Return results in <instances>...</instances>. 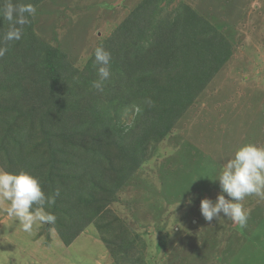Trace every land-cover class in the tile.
Returning <instances> with one entry per match:
<instances>
[{
    "label": "rangeland",
    "instance_id": "374dc122",
    "mask_svg": "<svg viewBox=\"0 0 264 264\" xmlns=\"http://www.w3.org/2000/svg\"><path fill=\"white\" fill-rule=\"evenodd\" d=\"M141 1L42 0L29 12L31 30L64 65L83 71V84L90 85L99 79L97 69L89 70L96 64L95 48ZM178 2L213 28L201 35L215 43L209 49L229 54L212 64L215 73L163 136L153 129L143 138L136 133L146 114L155 120L161 113V94L144 98L140 87L113 75L103 81V99L114 84L116 99L136 94L142 104L112 110L110 130L106 124L107 131L78 141L79 151L99 153L100 175L91 179L103 184L95 194L94 219L65 245L53 224L23 232L0 201V264H264V198L251 195L241 202L249 213L244 227L223 214L206 221L199 209L201 199L215 201L220 193L219 182L211 180L220 163L242 143L264 146V0H171L170 5ZM147 85L155 89L154 80ZM40 139L23 151L33 157L42 153L35 157L42 164L48 153ZM14 155L9 153L7 164H19ZM123 165L129 170L125 176Z\"/></svg>",
    "mask_w": 264,
    "mask_h": 264
},
{
    "label": "trees",
    "instance_id": "16d2710c",
    "mask_svg": "<svg viewBox=\"0 0 264 264\" xmlns=\"http://www.w3.org/2000/svg\"><path fill=\"white\" fill-rule=\"evenodd\" d=\"M41 1L0 0V47L7 48L0 57V165L4 171L30 172L46 194L59 189L47 210L56 216L53 227L68 245L94 219L92 206L99 202L95 194L103 184L91 179L100 175L95 167L99 153L79 151L78 141L96 130H110L114 125L112 110L120 113L130 106L141 108L142 102L129 93L130 97L116 99L119 95L114 84L103 99L104 86L100 92L92 84H83V71L76 73L64 65L55 49L35 37L27 9ZM170 2L142 0L102 45L111 54V75L137 90L140 87L144 98L155 91L165 99L155 120L146 114L144 127L136 130L139 138L146 136L148 129L163 136L215 73L217 67L212 64L229 54L225 48V53L210 50L215 43L201 35L213 28L182 2L174 6ZM163 11L169 14L161 15ZM13 30H20L21 38L6 40ZM92 60L95 62L94 56ZM196 61L204 62L198 65ZM97 65L89 70L98 69ZM151 80L155 81L152 91L147 85ZM106 124L107 129L103 127ZM40 137L38 143L48 153V161L42 164L36 159H41L42 153L35 158L23 151ZM10 152L21 165L15 161L7 164ZM126 168L120 170L123 176L129 172Z\"/></svg>",
    "mask_w": 264,
    "mask_h": 264
},
{
    "label": "clouds",
    "instance_id": "9594fccd",
    "mask_svg": "<svg viewBox=\"0 0 264 264\" xmlns=\"http://www.w3.org/2000/svg\"><path fill=\"white\" fill-rule=\"evenodd\" d=\"M27 11L34 14L36 9L29 7ZM24 22L19 21L21 24ZM20 38V30H13L5 37L6 40ZM6 51V47H0V57ZM94 57L99 65V79L92 86L102 92L103 81L111 75V54L101 45L95 48ZM211 180L219 182L220 193L215 201L209 198L200 200L199 209L203 218L211 222L214 218L220 219L223 214L227 220L244 227L249 213L241 202L251 195L264 198V146L252 142L240 144L230 158L219 164ZM59 194V189L54 194H46L40 180L26 170H0V201L7 203L6 214L18 222L25 233L32 234L34 226L56 222V216L47 209L51 208ZM224 194L230 199H226Z\"/></svg>",
    "mask_w": 264,
    "mask_h": 264
}]
</instances>
